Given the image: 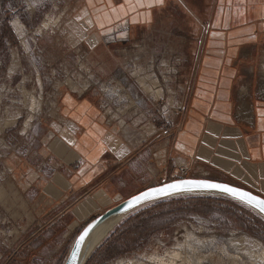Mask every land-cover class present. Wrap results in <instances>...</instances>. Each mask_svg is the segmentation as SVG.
<instances>
[{"label": "crops", "instance_id": "crops-1", "mask_svg": "<svg viewBox=\"0 0 264 264\" xmlns=\"http://www.w3.org/2000/svg\"><path fill=\"white\" fill-rule=\"evenodd\" d=\"M56 45L83 72L48 99L35 160H0V264H22L34 226H86L142 179L264 199V0H73Z\"/></svg>", "mask_w": 264, "mask_h": 264}, {"label": "rangeland", "instance_id": "rangeland-1", "mask_svg": "<svg viewBox=\"0 0 264 264\" xmlns=\"http://www.w3.org/2000/svg\"><path fill=\"white\" fill-rule=\"evenodd\" d=\"M71 1L0 0V160L11 153H17L30 162L35 160L34 148L39 130L43 128L42 119L51 111L48 99L59 84L73 81V77L77 78L83 72L80 71L83 63L79 64L71 54L62 56L56 47L58 29ZM99 103L102 112L111 111L107 100L101 99ZM160 106L164 107L163 102ZM131 111L136 113V107ZM165 111L168 114L167 109ZM139 182L145 185L140 186L137 193L163 184L156 179ZM189 197L234 202L264 224V213L244 201L226 196L176 194L143 204L116 228L155 203ZM119 203L113 202L104 212ZM247 226L250 228L253 224L250 222ZM84 228V225L72 226L50 239L45 233V224L34 226L32 236L37 238L35 243L19 250L22 264H64ZM115 229L87 264H264V226H254V230L236 228L223 215L191 214L186 220L176 223L171 232H159L147 242L144 236L131 235L125 239L127 250L108 257L104 245ZM2 253L4 250L0 244V255Z\"/></svg>", "mask_w": 264, "mask_h": 264}, {"label": "trees", "instance_id": "trees-1", "mask_svg": "<svg viewBox=\"0 0 264 264\" xmlns=\"http://www.w3.org/2000/svg\"><path fill=\"white\" fill-rule=\"evenodd\" d=\"M209 213L226 216L240 229L254 230V226H264L255 215L228 200L204 197L171 199L140 210L116 228L104 245L105 255L113 257L127 250L125 239L131 235L144 236L147 242L159 232H171L176 223L186 220L191 214L206 216ZM250 222L253 226L248 228Z\"/></svg>", "mask_w": 264, "mask_h": 264}, {"label": "snow or ice", "instance_id": "snow-or-ice-1", "mask_svg": "<svg viewBox=\"0 0 264 264\" xmlns=\"http://www.w3.org/2000/svg\"><path fill=\"white\" fill-rule=\"evenodd\" d=\"M157 2L162 3V0H157ZM192 188L216 189L221 192L229 193L232 196L239 198L241 201H246L250 204H254L260 209L261 212H264V199L258 198L248 192L230 187L225 184L212 183L204 180L179 181L177 183L166 184L163 187L149 189L148 191H145L140 195L133 197V199L129 201V206H132V204L138 203L141 200L149 199L155 195H164L169 193L170 191L191 190ZM90 228L91 226H89V229H85L84 233L81 234L79 241L77 242V250L79 249V243L83 241Z\"/></svg>", "mask_w": 264, "mask_h": 264}, {"label": "water", "instance_id": "water-1", "mask_svg": "<svg viewBox=\"0 0 264 264\" xmlns=\"http://www.w3.org/2000/svg\"><path fill=\"white\" fill-rule=\"evenodd\" d=\"M192 180H204V181H209V182H212V183H221V184H225V185H228L230 187H234V188H237V189H240L242 191H245V192H248L250 193L251 195L253 196H256L258 198H261L260 196H257L255 195L254 193L250 192V191H247L245 189H242V188H239L237 186H234V185H231V184H228V183H224V182H219V181H213V180H209V179H192V178H184V179H178V180H175V181H171V182H168V183H164L162 185H159V186H156V187H152V188H158V187H163L164 185L166 184H171V183H177L179 181H192ZM152 188H149V189H152ZM149 189H146V190H143L141 191L140 193H137L135 194L134 196L124 200L123 202L119 203L118 205H116L115 207L107 210L105 213H103L102 215H100L99 217L95 218L93 221H91L90 223H88L85 228L81 231V233L77 236L74 244H73V247L70 251V254L69 256L67 257L66 261L64 264H73L82 245H83V242L84 240L86 239V237L90 234V232L96 228L99 224H101L102 222H104L105 220H107L108 218L114 216V215H119V214H123V213H127V212H130V211H134L136 210L137 208H139L140 206H142L143 204H146L150 201H153V200H156V199H159V198H162V197H167V196H174L176 194H179L183 191H190V190H180V191H170L169 193L167 194H164V195H155L149 199H145V200H141L140 202L138 203H134L132 204V206H129V201H131L133 199V197L135 196H138L140 195L141 193L145 192V191H148ZM191 190H210V191H215V192H221L219 190H216V189H202V188H192ZM222 193H225V192H222ZM226 194H229V193H226ZM231 195V194H229ZM232 196V195H231ZM234 197V196H233ZM237 198V197H236ZM239 199V198H238ZM263 199V198H261ZM246 202V201H244ZM247 204H250L248 202H246ZM251 206H253L254 208L258 209L260 211V209L258 207H256L254 204H250ZM264 213V212H263ZM89 226H91L90 230L88 231V234L85 236V238L83 239V241H81L79 243V249L77 250V242L79 241V238L81 236L82 233H84V230L85 229H89ZM74 254H75V258H74Z\"/></svg>", "mask_w": 264, "mask_h": 264}, {"label": "bare ground", "instance_id": "bare-ground-1", "mask_svg": "<svg viewBox=\"0 0 264 264\" xmlns=\"http://www.w3.org/2000/svg\"><path fill=\"white\" fill-rule=\"evenodd\" d=\"M179 194L205 196V197L226 196L228 198L231 197L238 199L226 193L215 192L210 190H190V191H183ZM133 212L135 211L114 215L108 218L107 220H105L104 222H102L101 224H99L96 228H94L84 240L83 245L73 264H87L89 259L92 257L95 250L101 245V243L110 235L111 232L114 231V229L120 223H122Z\"/></svg>", "mask_w": 264, "mask_h": 264}, {"label": "built area", "instance_id": "built-area-1", "mask_svg": "<svg viewBox=\"0 0 264 264\" xmlns=\"http://www.w3.org/2000/svg\"><path fill=\"white\" fill-rule=\"evenodd\" d=\"M177 175H178V176H183V173H182V172H179V173H177ZM178 176H177V178H175L176 180H178V179H184V178H180V177L178 178ZM163 184H164V183H163Z\"/></svg>", "mask_w": 264, "mask_h": 264}]
</instances>
